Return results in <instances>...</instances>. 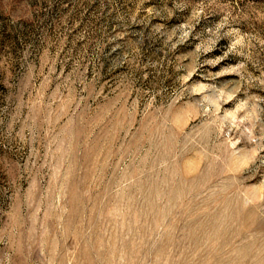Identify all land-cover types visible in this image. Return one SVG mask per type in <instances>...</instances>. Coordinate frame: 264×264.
I'll use <instances>...</instances> for the list:
<instances>
[{"label":"rangeland","instance_id":"1","mask_svg":"<svg viewBox=\"0 0 264 264\" xmlns=\"http://www.w3.org/2000/svg\"><path fill=\"white\" fill-rule=\"evenodd\" d=\"M0 264H264V0H0Z\"/></svg>","mask_w":264,"mask_h":264}]
</instances>
